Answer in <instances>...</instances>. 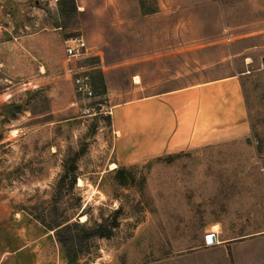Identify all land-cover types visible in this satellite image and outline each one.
Returning a JSON list of instances; mask_svg holds the SVG:
<instances>
[{
    "label": "rangeland",
    "instance_id": "374dc122",
    "mask_svg": "<svg viewBox=\"0 0 264 264\" xmlns=\"http://www.w3.org/2000/svg\"><path fill=\"white\" fill-rule=\"evenodd\" d=\"M263 57L264 0H0V264H264ZM228 75L246 136L117 164L136 178L117 183L112 105ZM83 209L117 226L70 263L42 221Z\"/></svg>",
    "mask_w": 264,
    "mask_h": 264
},
{
    "label": "crops",
    "instance_id": "0c3cea01",
    "mask_svg": "<svg viewBox=\"0 0 264 264\" xmlns=\"http://www.w3.org/2000/svg\"><path fill=\"white\" fill-rule=\"evenodd\" d=\"M110 122L116 165L144 163L165 153L224 143L246 136L249 130L236 75L161 88L124 100L112 105Z\"/></svg>",
    "mask_w": 264,
    "mask_h": 264
},
{
    "label": "trees",
    "instance_id": "16d2710c",
    "mask_svg": "<svg viewBox=\"0 0 264 264\" xmlns=\"http://www.w3.org/2000/svg\"><path fill=\"white\" fill-rule=\"evenodd\" d=\"M14 108H19L20 105H11ZM110 118V117H109ZM64 173L61 179H65L72 173L71 186H74L77 181L75 167L68 163L63 165ZM115 170V179L121 186L133 185L135 176L127 169L117 167ZM115 215L119 210H115ZM86 215L87 219L80 222L79 218L72 220V216L54 218L50 221H42L47 231H53L57 241L66 257L67 261L74 263L81 254L86 252L88 242L95 237H110L112 229L117 226V222L113 221L110 228L107 229L106 220L101 222H91L86 209H83L80 215ZM79 215V216H80ZM91 223V224H90Z\"/></svg>",
    "mask_w": 264,
    "mask_h": 264
},
{
    "label": "built area",
    "instance_id": "2783aa9c",
    "mask_svg": "<svg viewBox=\"0 0 264 264\" xmlns=\"http://www.w3.org/2000/svg\"><path fill=\"white\" fill-rule=\"evenodd\" d=\"M65 56L67 59H76L85 55L87 44L82 37L69 38L64 41ZM74 85L77 93L92 96V89L89 83V78L86 75H79L74 78ZM110 114L112 110L108 111ZM214 233L206 235V243L212 244L210 236ZM215 235V234H214Z\"/></svg>",
    "mask_w": 264,
    "mask_h": 264
},
{
    "label": "bare ground",
    "instance_id": "6f19581e",
    "mask_svg": "<svg viewBox=\"0 0 264 264\" xmlns=\"http://www.w3.org/2000/svg\"><path fill=\"white\" fill-rule=\"evenodd\" d=\"M116 166H117V165H116V163H111V164H110V169H115V168H116ZM81 182H82V180H81V179H79V180H78V184L80 185V183H81ZM80 219H81V220H84V219H86V215H84V214H83V215H81Z\"/></svg>",
    "mask_w": 264,
    "mask_h": 264
},
{
    "label": "water",
    "instance_id": "95a60500",
    "mask_svg": "<svg viewBox=\"0 0 264 264\" xmlns=\"http://www.w3.org/2000/svg\"><path fill=\"white\" fill-rule=\"evenodd\" d=\"M262 63H263V65H264V57L262 58ZM210 239H211L212 243L215 242V241H216V237H215V235L212 234V235L210 236Z\"/></svg>",
    "mask_w": 264,
    "mask_h": 264
}]
</instances>
